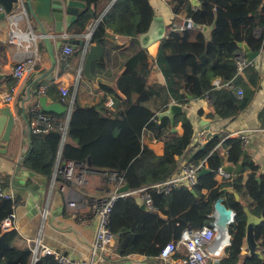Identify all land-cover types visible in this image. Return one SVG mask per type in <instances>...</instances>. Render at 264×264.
I'll return each mask as SVG.
<instances>
[{
    "label": "trees",
    "instance_id": "1",
    "mask_svg": "<svg viewBox=\"0 0 264 264\" xmlns=\"http://www.w3.org/2000/svg\"><path fill=\"white\" fill-rule=\"evenodd\" d=\"M81 1L86 7L74 22L77 32L87 30L90 20L101 18L93 41H104L108 35L106 19L113 17L118 23L117 32L131 36L133 46H140L137 35L149 30L156 14L151 0H114L104 16L106 5L113 0ZM173 1L177 2L173 12L178 13L187 7V16L195 26L185 25L183 30H171L162 39L156 62L165 77V85L153 87L146 83L144 73L149 67V56L147 49L140 46L127 57L126 68L115 87L100 85L107 94L115 96V110L106 105V99L97 105L84 106L76 97L66 128L65 113L56 114L42 108L34 110L31 106L26 112L29 121L40 112L53 117L55 125L46 132L31 133L30 149L22 160L25 167L51 179L57 160L61 158L73 161L77 166H88L90 170L117 171L135 190L176 174L180 168L178 157L189 150L193 142L194 125L187 117L181 135L165 141L162 155L145 144V130L152 132L155 139H162L172 121L151 109L149 101L153 93L162 95L165 92L166 106L172 101L186 105L192 99L211 96L214 116L228 121L237 117L241 111L239 102L244 98L234 95L238 87L233 84L238 74L236 57L244 51L241 42L247 43L252 51L261 49L262 38L254 31L264 23V0H199L201 3L197 7L190 0ZM172 47L176 52H172ZM104 64L102 57L96 67L102 68ZM246 71L251 73V82L257 84L258 72L253 64ZM40 84V81L35 82L33 88ZM133 84L139 92L140 103L132 101ZM57 89L58 85L52 83L45 94L51 95ZM69 90L72 92L73 88ZM32 97H36L34 93ZM54 100L69 103L60 98ZM245 150L242 137H224L218 133L191 154L190 161L200 163L207 160L208 171H200L195 185H182L168 194L153 193L154 208L148 209L142 207L135 194L120 197L114 204L109 222L116 235L114 250L119 256L110 261L118 264L117 260L132 255L158 257L163 247L178 239L186 228H199L213 221L211 214L215 202L225 197L227 207L236 212L230 226L231 243L225 248L224 257L208 264H264V257L243 252L247 231L244 203L235 194L224 190L244 191L255 202L252 212L264 217V174L258 173ZM225 160L234 165L241 164V173L251 170L248 180L245 182L241 176L232 180L216 179L217 170L224 166ZM0 187L7 189L1 172ZM17 200V197L0 195V264H33L32 248L17 245L18 230L2 229L4 219L14 211ZM256 237L260 248L264 249V221L257 226ZM34 264L59 263L52 255L46 254Z\"/></svg>",
    "mask_w": 264,
    "mask_h": 264
},
{
    "label": "crops",
    "instance_id": "2",
    "mask_svg": "<svg viewBox=\"0 0 264 264\" xmlns=\"http://www.w3.org/2000/svg\"><path fill=\"white\" fill-rule=\"evenodd\" d=\"M113 2L114 0L106 5L102 16L109 11ZM151 2L156 11L155 15L161 16L165 22L166 36L171 30H174L172 29L173 26L186 23L188 16L187 12H184V8L178 13H174L173 5H170L166 0H151ZM28 17V20H22V24L26 25L29 23L34 31L39 34L38 46L42 58L37 64L34 77L31 76L17 85L14 84V69L16 63L24 57L26 52L23 47L8 42L9 18L6 17L0 22V108L9 107L15 118L10 142H6V147L1 145L7 151H0V172L7 190L13 191L18 198L15 207L17 218L13 226L19 232L17 245L32 248L34 247L35 239L39 238L45 245L59 249L72 257L85 259L92 255L93 242L98 226V220L93 213L92 198L93 196L108 194L113 190L114 186L102 172L90 170L88 166L76 165V175H84V184L68 181L62 176V178L54 180V173L62 167L63 159L57 160L53 176L51 179L47 178L48 182L46 183L38 179L40 175L23 165L21 159L22 149L30 130L26 112L31 105L37 102L36 97H28L27 87L33 78L41 76L52 67L47 45L44 39L40 37L42 32L32 16L29 14ZM100 19L90 20L87 30L81 33L76 31L75 21L66 30V34L70 38L82 39L84 43L77 45L75 51L66 59H63L61 54L62 47L66 43L63 42V46L56 51L58 59L55 67L56 76L53 80L46 78L40 80V85L45 86L47 89L52 83L58 85L57 91H53L51 95L45 94L49 102H61L54 100L60 98L69 102L65 105H71L74 94L75 99L78 97L79 102L84 106L97 105L103 99H106V105L115 110V96L107 94L100 85L109 84L115 87L117 79L126 68L127 57L132 55L135 49L140 46L147 49L149 56V67L144 73L146 83L153 87L165 85V77L156 62L162 38L151 40L146 47V44L140 38V34H138L140 46L135 47L132 44L133 39L131 36L117 32L118 23L113 17L106 19L108 35L104 38V41H100L104 46L102 57L105 59V64L102 68H97L96 63L93 66L94 75L104 78L107 82H93L86 78L83 72L80 73L83 66V52L86 48L89 34L92 33L93 38ZM194 29L195 31L197 30V28ZM59 40L60 38L55 37L53 40L54 44L56 45ZM94 42L91 39V43ZM172 52H176L175 47H172ZM253 66L258 72L257 84L251 82V73L246 70L238 72L233 79V84L238 86L234 91L235 97H237L238 88H243L244 90V99L239 102L241 111L236 118L228 121L216 117L213 115L212 104L205 97L192 99L189 103L183 105L182 112L175 115L173 121H171L170 129L165 131L162 139H155L152 132L145 130L143 136L145 144L149 145L157 154L162 155L165 141L181 135L183 131L182 125L189 117L194 125V136L191 148L178 157L179 166L181 167L182 164L190 161L191 154L198 145H203L209 140V130L202 124V120H208L210 130L213 132H218L220 135L224 134V137H242L246 144L247 156L258 168V173L264 174V51L260 52L253 60ZM64 87L73 88L72 92L69 90L70 95L65 96L63 94L62 89ZM135 87L136 84H133L132 101L140 103L138 99L139 92ZM120 94L126 98L123 93ZM111 98L114 100L113 105L108 103ZM166 99L167 94L165 92L162 95L153 93L151 96L149 105L159 116L170 105V103L168 106L165 105ZM65 114L67 128L68 116L67 113ZM225 166H233V171L231 172L233 178L241 176L245 182L248 180L251 170L241 173V167L237 169L238 165H234L228 160H225L223 167ZM216 179L223 181L217 175ZM227 192L233 193L235 196L237 193L233 189H228ZM237 194L239 198L237 196L236 198L244 203V207H247L249 212H252V208L255 206L254 200L244 191ZM80 195H83V197L80 198ZM72 201L78 202L76 208L69 206ZM45 208L47 209L46 217L42 213ZM214 213L215 205L211 214L215 219ZM243 252L249 253L246 241L244 242ZM117 261L118 264H175L170 259L150 258L144 255H132Z\"/></svg>",
    "mask_w": 264,
    "mask_h": 264
},
{
    "label": "built area",
    "instance_id": "3",
    "mask_svg": "<svg viewBox=\"0 0 264 264\" xmlns=\"http://www.w3.org/2000/svg\"><path fill=\"white\" fill-rule=\"evenodd\" d=\"M2 10L3 6L0 7V11ZM28 15L29 13L23 0H19L15 3L13 10L7 14V17L9 18L8 42L10 44L23 47L26 52L24 57L16 63L14 69L15 85L22 81L24 82L31 76L34 77L37 64L42 58L38 46L39 34L34 31L29 23L26 25L22 24V20H28ZM187 20H190V18H187ZM185 25L186 24L176 25L173 26L172 29L183 30ZM254 33L257 37L262 38V46L259 51L263 52L264 23L258 26ZM74 51L75 47L66 43L62 47V58L66 59ZM236 64L238 72H242L246 70L249 65L253 64V61H249L247 53L243 51L237 55ZM216 83L218 84L219 82ZM231 86L233 85L231 84ZM46 90L47 88L45 86L40 85L38 87H34L32 91L38 99L39 96L46 93ZM62 92L65 96L70 95L68 88L64 87ZM237 95L239 98H243V91L241 88H238ZM206 99L210 104L213 103V98L211 96H207ZM108 103L109 105H113L114 100L111 98ZM31 106H33L34 110L41 108L38 101L36 105L33 104ZM28 124L30 126V130L23 145L21 155L22 160L30 149L31 133L46 132L52 129L55 125L53 117L40 112L37 113V116L32 121L28 120ZM59 160H61V158H59ZM206 161V159H203L200 163L193 161L185 162L181 165L178 172L167 180L149 183L138 189H130L125 192H118L119 188L125 183L124 177L120 173L117 171L102 172L114 188L106 195L93 196L92 198L93 213L98 220L92 255L85 259L75 258L59 249L43 244L42 240L38 238L35 239L34 247H32L34 262L37 261L40 256L49 254L52 255L59 264H113L110 260L119 256L114 250L116 235L109 227L110 215L115 202L122 196L135 194L141 203H144L148 208H154L152 197L153 193L168 194L176 187L182 185H195L198 182L201 169L206 167ZM76 165L77 164L73 161L63 160L62 167L57 169L54 173L53 179L55 180L58 176H62L68 181L84 184V175H76ZM216 174L217 176H220L222 180L233 179L232 174L227 172L223 166L218 168ZM0 195L7 198H16L13 191H9L2 187H0ZM81 197H83V195H80V198ZM69 206L76 208L78 206V202L72 201ZM15 207L14 211L4 219L2 223L3 230H10L14 228V222L17 218ZM42 213L43 216L46 217L47 209H43ZM211 222L199 228H186L183 230L178 239L170 241L163 247L158 257L173 260L175 264H208L211 260L219 261L226 255L225 248L231 243V241L226 240L225 243L221 245L218 228L212 225ZM260 250L262 252L264 251L263 248H260Z\"/></svg>",
    "mask_w": 264,
    "mask_h": 264
},
{
    "label": "water",
    "instance_id": "4",
    "mask_svg": "<svg viewBox=\"0 0 264 264\" xmlns=\"http://www.w3.org/2000/svg\"><path fill=\"white\" fill-rule=\"evenodd\" d=\"M18 1L19 0H0L3 6V10L0 11V22L5 19L7 17V14L13 10L15 3H17ZM190 1L194 7L199 6L201 3L199 0ZM23 2L28 13L35 20V22L39 26V29L42 32L41 37L44 39L47 45L52 61L51 69L46 73L42 74L41 76L36 77L34 81L28 85L27 93L28 97L31 98L35 82L40 81L43 78L53 80L56 76L55 67L58 63L56 51L63 46V42L68 43L73 47L84 43V40L82 39L70 38L66 34V30L70 28L71 24L85 9L86 3L81 0H23ZM185 24L188 26H195L192 19L187 20ZM204 29L209 30L208 27H205ZM165 33L166 28L163 18L161 16L155 15L151 22L149 30L145 33H142L140 35V38L142 39L143 43L146 44L145 46L147 47L151 40L155 38L163 39L166 36ZM55 37L60 38L56 45L53 42ZM91 39L92 33L89 34V38L86 43V48L83 52V66L80 70V73L83 72V75L93 82H107L104 78L96 77L93 73L94 63L98 62L104 54V46L101 44L99 39H97L94 43H91ZM240 46L247 53L249 61H253L260 54V51L250 50L247 43L241 42ZM216 82H219V80H217ZM37 101L40 107L47 112H53L56 114L67 113L68 125L75 101V95H73L71 105H65L62 102H49L48 97L45 94L39 96ZM182 111L183 104L173 101L170 103L168 109L164 110V112L160 114V117L168 116L173 121L175 115ZM0 112V151H7L6 149H3L2 146L6 147V142L9 143L11 140V132L15 124V118L13 113L10 111L9 107H4L0 109ZM202 124L206 126L207 130H209V138L218 134L217 132H213L212 130H210V124L208 123V120H202ZM246 153L247 150H245V154ZM88 163L89 165H91L90 160ZM240 167L241 164L237 166V169H239ZM224 169L227 172L231 173L233 171V166H225ZM207 171L208 168L204 167L201 170V173ZM38 179L45 183L48 182V179L44 176H40L38 177ZM130 189V184L124 183L119 188L118 192H125L129 191ZM224 190L227 191L228 189L225 188ZM236 196L237 198H239L237 193ZM141 205L143 208L148 209V207L144 203H141ZM245 210L247 213V231L245 241L247 243L249 254L264 257L263 252L260 250V242L256 237V228L264 220V217L258 216L251 211L249 212L247 207H245ZM214 215L215 219L211 222V224L218 228L219 239H226L228 241H231L230 226L235 220L236 212L233 209L227 207V205L225 204V199L223 197L218 198L215 202Z\"/></svg>",
    "mask_w": 264,
    "mask_h": 264
},
{
    "label": "rangeland",
    "instance_id": "5",
    "mask_svg": "<svg viewBox=\"0 0 264 264\" xmlns=\"http://www.w3.org/2000/svg\"><path fill=\"white\" fill-rule=\"evenodd\" d=\"M167 2L170 3V5H173V7L177 6V2L173 0H166ZM184 12H187V7H185Z\"/></svg>",
    "mask_w": 264,
    "mask_h": 264
},
{
    "label": "bare ground",
    "instance_id": "6",
    "mask_svg": "<svg viewBox=\"0 0 264 264\" xmlns=\"http://www.w3.org/2000/svg\"><path fill=\"white\" fill-rule=\"evenodd\" d=\"M1 109V108H0ZM226 239L220 240V244L223 245L225 243Z\"/></svg>",
    "mask_w": 264,
    "mask_h": 264
}]
</instances>
